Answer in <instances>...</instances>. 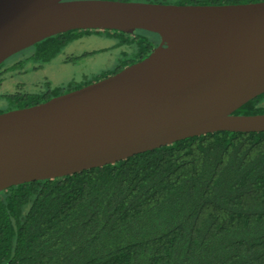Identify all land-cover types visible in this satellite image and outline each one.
I'll use <instances>...</instances> for the list:
<instances>
[{"label": "water", "instance_id": "water-1", "mask_svg": "<svg viewBox=\"0 0 264 264\" xmlns=\"http://www.w3.org/2000/svg\"><path fill=\"white\" fill-rule=\"evenodd\" d=\"M76 30H145L161 43L96 83L0 114V192L195 136L264 132V114H234L264 94V2L0 0V65Z\"/></svg>", "mask_w": 264, "mask_h": 264}, {"label": "trees", "instance_id": "trees-1", "mask_svg": "<svg viewBox=\"0 0 264 264\" xmlns=\"http://www.w3.org/2000/svg\"><path fill=\"white\" fill-rule=\"evenodd\" d=\"M77 32L38 42L34 59H55ZM136 43L141 49L146 45L143 39ZM16 59L3 62L0 71L6 67L26 73L23 63L14 64ZM46 93L23 89L0 95L7 106L0 114L33 106ZM234 114H264V94ZM0 264H264V132L195 136L113 165L4 190Z\"/></svg>", "mask_w": 264, "mask_h": 264}, {"label": "flooded vegetation", "instance_id": "flooded-vegetation-1", "mask_svg": "<svg viewBox=\"0 0 264 264\" xmlns=\"http://www.w3.org/2000/svg\"><path fill=\"white\" fill-rule=\"evenodd\" d=\"M126 2V1H125ZM140 3H147V2H140ZM150 4H158V3H150ZM166 4V3H164ZM166 5H177V4H166ZM79 31L77 32L76 36H78L76 39H74L73 41H71L70 43H63L61 45V51L57 54L56 59H59L60 61H62L65 65H75V66H81L84 63L88 62V61H93L96 60L93 57L96 56V58L102 54H110L111 56L107 59H105L106 61H112L113 65L115 67H128L131 65H134L142 60H144L145 58H147L151 52L157 48L160 43H161V39L157 34L148 32L147 33H143L141 31H145V30H135L134 32L131 33H126V32H122V31H117V30H105V31H100V30H76ZM80 31H84V32H80ZM140 31V32H138ZM61 35V34H58ZM55 35V36H58ZM74 35V34H73ZM96 36V37H101L100 35L103 36V38L107 39L108 42H110L109 46H100V47H95L92 49H78L79 47H75V45L78 42L83 41L86 37L89 36ZM53 37V36H52ZM137 39H143L146 42V45L144 46L143 49H141L139 47V45H137L136 40ZM37 44V43H36ZM35 45V44H34ZM33 45V46H34ZM33 46H30L26 49H23L21 51H19L18 53L12 55L13 57L18 56V55H24L25 51H28L30 49L33 48ZM34 51V49H32ZM76 55V56H74ZM12 56H10L9 58H11ZM8 58V59H9ZM7 59V60H8ZM55 60V59H53ZM6 61V60H5ZM4 61V62H5ZM52 61V60H51ZM17 65L19 63H23L24 67H29L32 68V70L34 71H43V67L46 66L47 63H39L38 61H36L34 59V53H30V55L28 57H23V58H17L16 61ZM4 69H7L6 67L2 68L0 71V75H4L3 71ZM121 71V70H120ZM24 72V71H23ZM23 72L19 73V74H24ZM118 73V72H116ZM114 73V74H116ZM114 74H108L104 77H100V76H92V77H88L85 76L83 77V79L81 80H68L65 81L64 83L61 84H57L52 86L51 81H46L44 82L42 85L41 84H34L33 85V89L31 91H29L30 93H36L37 91H46L47 93L40 98L39 103H44L49 101L52 98L58 97L60 95L69 93L71 91H75L78 89H81L85 86H88L90 84L96 83L106 77H109L111 75ZM17 90V89H15ZM23 90V89H21ZM57 90L58 94H54V91ZM34 104V105H37Z\"/></svg>", "mask_w": 264, "mask_h": 264}, {"label": "rangeland", "instance_id": "rangeland-1", "mask_svg": "<svg viewBox=\"0 0 264 264\" xmlns=\"http://www.w3.org/2000/svg\"><path fill=\"white\" fill-rule=\"evenodd\" d=\"M100 36L99 38L94 35L86 37L83 41L78 42L75 47H79L78 49H92L100 46H109L110 42L103 38L102 35ZM32 49L25 51L24 55H18L15 58L28 57L30 53H34ZM110 56V54L102 53L97 58L96 56L93 57L96 60L88 61L81 66L65 65L62 61L55 58V60L50 61L43 67V71L39 70L36 72L32 68L26 67L27 71L24 74H19L23 72L22 70L7 71V69H4V75H0V95L21 91V89L29 92L33 89L34 84L42 85L49 80L54 86L71 79L78 81L85 76L92 77L103 71H110L114 67L113 62L105 60ZM1 98L3 97H0V108L6 106V102Z\"/></svg>", "mask_w": 264, "mask_h": 264}]
</instances>
